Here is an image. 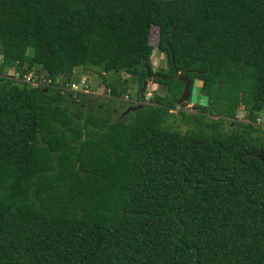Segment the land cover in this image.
Returning a JSON list of instances; mask_svg holds the SVG:
<instances>
[{"label": "trees", "instance_id": "1", "mask_svg": "<svg viewBox=\"0 0 264 264\" xmlns=\"http://www.w3.org/2000/svg\"><path fill=\"white\" fill-rule=\"evenodd\" d=\"M78 67L109 102L67 90ZM155 72L208 105L156 77L165 93L113 115ZM258 121L264 0H0V264H264Z\"/></svg>", "mask_w": 264, "mask_h": 264}, {"label": "rangeland", "instance_id": "2", "mask_svg": "<svg viewBox=\"0 0 264 264\" xmlns=\"http://www.w3.org/2000/svg\"><path fill=\"white\" fill-rule=\"evenodd\" d=\"M159 42H160V35H159V28L157 26H153L152 29H151V33H150V43L154 46L155 50L153 52V55H152V58H151V63L154 67L155 70H157V68H164V69H167L168 68V56L166 53L164 52H161L159 50ZM168 71V70H167ZM75 77H78L79 79H83V80H86L87 82V85L90 86L88 89H87V93H89L91 96H94V100L96 102H109V95L107 94V92L105 91V87L102 83V80L101 78L99 77V75L95 72H92V71H87V72H82V69L81 68H77L76 71L74 72L73 74ZM6 76H10V77H16V72H15V69H10L9 72L6 74ZM125 76H128L127 74ZM38 77L40 78L39 81L38 80H34L33 81V85L34 86H37L38 84H41V83H45L43 82V79H44V76L42 74H39ZM24 82L26 83H29V81H27L26 78L22 79ZM155 79H152L150 80L149 84H148V87L146 89V92L145 93V99L142 101L143 103H150L151 102V98L153 97V94L155 92H159V93H165L164 89L161 88V84H158L154 81ZM83 92V91H82ZM135 94V92H133ZM123 100H127V101H131V102H134V104H140L141 103V99H137L136 96H132L129 98H127V96H125V98L122 97ZM127 101H118L119 103V109L118 111L113 114L115 115L116 117H119L120 114L122 113L123 109L125 107H127V109L125 110V112L128 110V108L131 106L129 105V103ZM178 108H181L180 106ZM185 111H196V109L194 108V105L192 104H189L187 105L186 108H184ZM125 112L123 113V117L128 115V114H125ZM174 113L177 112V109L176 110H173ZM246 113V110L243 106H241L239 108V112H238V118L239 119H242V120H245L244 119V115ZM178 114V113H176ZM212 118H217V116H212ZM179 120V118L177 119ZM258 123H262V125L264 126V122H261V121H258ZM184 124V123H182ZM181 123H180V129L182 130H185L187 129L185 126H183ZM177 125V123H176ZM233 125V124H231ZM257 154L260 158L264 159V152L259 149L257 151Z\"/></svg>", "mask_w": 264, "mask_h": 264}, {"label": "water", "instance_id": "3", "mask_svg": "<svg viewBox=\"0 0 264 264\" xmlns=\"http://www.w3.org/2000/svg\"><path fill=\"white\" fill-rule=\"evenodd\" d=\"M174 77L179 78L185 84L184 91L177 101L178 105L181 108H183V109L186 108L189 100L191 101L192 104H200L203 106L208 105L209 96L207 94L202 93L203 82L201 80L196 78L193 82V86H191L192 81L189 79L188 74L182 75V74L178 73ZM148 84H149L148 80L145 79L143 82V86L140 89V92H141V98L140 99L143 98L144 91L147 89ZM142 107H143V104L141 102L140 104H137V105H131L128 108V110L126 112L125 111L124 112H125V114H128L131 111H135V110L140 109ZM122 117H123V115H122Z\"/></svg>", "mask_w": 264, "mask_h": 264}, {"label": "clouds", "instance_id": "4", "mask_svg": "<svg viewBox=\"0 0 264 264\" xmlns=\"http://www.w3.org/2000/svg\"><path fill=\"white\" fill-rule=\"evenodd\" d=\"M77 69V68H76ZM76 69H75V71H76ZM74 71V72H75ZM43 76H44V79H43V82H45V83H41V84H38L37 86H35V87H39L40 85H43V86H53L54 84H53V80L51 79V78H47L46 77V75L48 74L47 72H44V73H41ZM28 77H31L32 78V80L34 81V80H38L39 81V77L38 76H33V75H30V76H28ZM24 78H26L27 79V77H24ZM33 82H29V84H31L32 86H34L33 84H32ZM76 84L77 85V87L76 88H74L73 87V84ZM58 87H60V85L58 86ZM90 86H88L87 85V82H86V80H83V79H77V80H74V81H72V83L70 84V86H67L66 88H67V90H71V91H74V92H85V93H87L86 91H87V89L89 88ZM61 88V87H60ZM141 102H142V100H141ZM143 104V103H142ZM131 105H137V104H131ZM127 109V108H126Z\"/></svg>", "mask_w": 264, "mask_h": 264}, {"label": "flooded vegetation", "instance_id": "5", "mask_svg": "<svg viewBox=\"0 0 264 264\" xmlns=\"http://www.w3.org/2000/svg\"><path fill=\"white\" fill-rule=\"evenodd\" d=\"M178 74V72H173L169 77L165 76V75H161V74H158V73H154V74H148V77L146 78L148 80V83L150 82L151 78L152 79H155L156 77H162V78H168V79H171L173 78L174 76H176ZM180 74V73H179ZM200 80V79H199ZM194 82V81H193ZM193 82L191 84V86H193ZM202 93H203V89H202ZM205 94V93H204ZM189 104H192L191 101L189 100L188 101ZM194 105V104H192Z\"/></svg>", "mask_w": 264, "mask_h": 264}, {"label": "built area", "instance_id": "6", "mask_svg": "<svg viewBox=\"0 0 264 264\" xmlns=\"http://www.w3.org/2000/svg\"><path fill=\"white\" fill-rule=\"evenodd\" d=\"M27 81H29V82H33V80H32V78H31V77H27ZM73 87H74V88H76V87H77V85L74 83V84H73Z\"/></svg>", "mask_w": 264, "mask_h": 264}]
</instances>
